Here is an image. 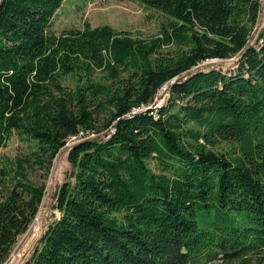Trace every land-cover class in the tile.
<instances>
[{"label":"trees","instance_id":"1","mask_svg":"<svg viewBox=\"0 0 264 264\" xmlns=\"http://www.w3.org/2000/svg\"><path fill=\"white\" fill-rule=\"evenodd\" d=\"M65 1L0 0V150L14 134L32 146L0 168V264L81 130L96 137L70 147L60 217L25 264H264L261 0H139L170 20L149 39L90 24L56 35ZM233 57L229 74H190ZM170 81L166 103L148 108ZM94 108L106 113L102 127ZM212 211L245 212L249 225L200 229L199 213Z\"/></svg>","mask_w":264,"mask_h":264},{"label":"rangeland","instance_id":"2","mask_svg":"<svg viewBox=\"0 0 264 264\" xmlns=\"http://www.w3.org/2000/svg\"><path fill=\"white\" fill-rule=\"evenodd\" d=\"M261 14L259 22L255 27L254 37L258 31L264 26V0H261ZM170 20L166 15L152 9L139 0H66L61 9L57 12L53 22L52 32L60 35L65 30L81 29L85 24L92 27L110 26L115 31L127 32L132 37L138 39H149L160 35L163 26H167ZM176 45H170L164 48L165 55H171L175 51H179ZM237 57L227 60H208L197 67L191 73L197 71H207L210 69L221 70L225 74H229L237 68ZM187 75V74H186ZM185 76V75H183ZM182 77V76H181ZM95 81H106V76L98 72ZM79 78L69 76L66 78L64 85L67 89L73 90L78 84ZM169 97L168 92L162 94L160 102L166 103ZM95 117L98 121V127H102L105 121L106 113L97 109ZM230 145L223 143L220 148L230 149ZM31 144L23 141L17 134L12 135L6 147L0 150V168L8 160H15L17 157H23L31 153ZM69 147L63 148L53 162L49 177L45 181L46 190L39 212L30 225L28 231L19 237L17 244L5 264H25L34 253L44 233L49 225L60 217L55 210L56 193L67 180V175L71 171L68 162ZM151 169L156 173H161V169L157 162H150ZM35 182L41 181L34 178ZM206 219V221L204 220ZM200 229H206V226H248L249 218L245 212L227 211L226 214H217L212 211L210 214L202 215L199 213L197 217ZM210 264H225L221 260ZM242 264V263H238ZM251 264H256L255 262Z\"/></svg>","mask_w":264,"mask_h":264},{"label":"built area","instance_id":"3","mask_svg":"<svg viewBox=\"0 0 264 264\" xmlns=\"http://www.w3.org/2000/svg\"><path fill=\"white\" fill-rule=\"evenodd\" d=\"M173 82L170 81L169 83H167L166 85H164L160 91L158 92V94L156 95L155 99H154V102L152 103V105L148 108H151V107H154V108H157V107H160L162 105V103L160 102V99H161V96L162 94L164 93H167L168 92V89H169V86L172 84ZM147 107H144L143 109H140V110H146L148 109ZM114 129L113 128H110L109 131H107L108 133H111L113 132ZM96 135L95 134H90V133H87V132H84L83 130L79 131L77 133V135H74V136H71L68 140V143L66 145V147H71L72 145H74L75 143H77L78 141H80L82 138H95Z\"/></svg>","mask_w":264,"mask_h":264}]
</instances>
